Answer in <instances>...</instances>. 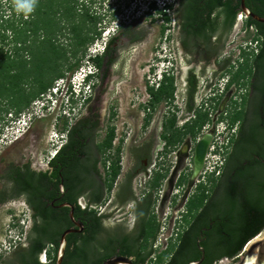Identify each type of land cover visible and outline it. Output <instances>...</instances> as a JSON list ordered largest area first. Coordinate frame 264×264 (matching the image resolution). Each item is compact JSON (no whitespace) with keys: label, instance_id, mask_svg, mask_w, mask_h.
<instances>
[{"label":"flooded vegetation","instance_id":"obj_1","mask_svg":"<svg viewBox=\"0 0 264 264\" xmlns=\"http://www.w3.org/2000/svg\"><path fill=\"white\" fill-rule=\"evenodd\" d=\"M212 1L197 0L195 2L194 11L197 17L191 28L194 29L204 22L211 23L214 28L209 39L205 40L203 37L190 34V27L185 26L186 20H184L186 1L176 0L177 7L174 8V11L177 22L173 25L174 32H170L167 34L168 37H165L170 42L173 40L170 47L171 51H169L171 54L165 55V61L168 64L167 76L173 77L174 91L172 97L159 102H163L164 111L156 121L157 129L154 128V134H146V131L142 133L141 130L148 131L150 129L153 131L151 129L155 126L153 115L159 103L152 107L153 98L149 93V88L157 89L163 77L156 80L154 63H150V61H154V58L147 59L148 55L147 60H142L139 54L146 50V47L154 52L156 46L154 41H150L134 50L135 53L130 61L133 70L132 85L135 88L139 84L136 69L144 67L146 62L149 64L147 72H144L143 75L145 84L143 92L146 95L142 97V102H138L135 106L137 113L133 117L132 124L135 129L130 136L128 133L126 135L124 133L126 131L122 128L119 132L115 122L118 116L116 110L119 100L115 94L122 91L121 87H116V84L121 77L120 74H122V67L126 59L125 51L142 40L145 33L138 30V25L131 20L128 23L125 22L122 11L126 9V4L119 6L118 3V9L110 17L111 22H113V17L119 16L116 29L113 28V32L106 38L100 52L89 53L85 58L90 72L86 80L91 86L89 93L85 95L83 102L73 97L70 105L67 106V112L62 107L64 116L54 120L53 128L56 131V140L52 143L55 147L54 156L49 157L45 164L36 167L28 160L20 163L5 161V154L0 150V169L4 170L0 173V181L6 185L4 190H0V205L19 201V204H23L29 210L31 225L34 218L39 222L42 215L49 214L53 217L57 229H62L57 236V245L47 242L39 251L38 256L29 250V233L25 235L24 242H20L19 237L18 241L10 240L8 244L14 243V245L8 251L0 254V264H36L35 261L38 264H54L61 233L69 227L78 228L69 217L70 210H73L74 219L81 223L82 230L69 234H83L89 224L86 213L80 216L76 215L75 205H79V201L84 204L83 209L97 210L103 228L119 237L134 235L137 222L149 203L150 214L156 215V208L176 205L179 202V205L184 207L181 214V218L183 217V214L187 212L186 205L201 190L199 189L200 182L204 183L211 174L201 175L203 166L201 171L193 176L194 146L202 136L196 137V135L206 127V123L201 126L195 136L184 134L186 125L192 123L197 111H205L210 116V111L216 107L225 109L235 103V90L231 91L233 86L236 88L246 86L247 89H245V93L242 92L243 98H241V103L245 108L252 98V80L249 79L246 84H243V77H240L237 82H231L233 73L240 65L244 64V56L238 55L236 60H232L231 57L221 54L226 38L227 22H224L220 6L210 8ZM238 1L240 8V0ZM244 2L246 7L250 9L246 0ZM100 3L103 2L99 1L98 4ZM91 11L92 9L89 12ZM251 11L253 12V10ZM240 14H242L241 8L237 13L234 27L238 18L241 26L243 16ZM107 15L109 16V13ZM106 25L107 23L101 28L100 36L93 35L96 40L101 38L106 30ZM165 30L170 31V28L166 27ZM87 48L90 49L88 46ZM242 49L247 51L249 47L243 46ZM97 56L102 57L100 65L96 62ZM179 111L181 113L178 115ZM183 114L186 117L181 122L178 117ZM226 115L227 118L224 119L228 121V126L232 127L233 124L230 123L231 114ZM172 116L175 117L173 126L175 132L171 129L165 132L164 126ZM208 121L207 119L206 122ZM29 128L28 125L23 130L22 135L28 134ZM178 131L180 132L178 133ZM111 132L113 133L111 146H108ZM235 132L224 149V160L231 151ZM23 137L24 135L21 138L16 137L12 143L17 144ZM211 143L212 134L204 163L210 152ZM188 153H190L189 161L187 160ZM118 156L120 157L121 169L112 185H109L112 164ZM223 164L224 162L221 165ZM15 173L16 175H14ZM27 173L29 177H26ZM200 175L201 178H197ZM220 175L221 173H218L217 169L215 176L219 177ZM14 177L18 181H16L17 185L19 184L18 188L23 187L17 192L14 191V181L16 180ZM28 179L31 184L43 188L35 203V206L39 207L38 210L29 203V197L24 190V182ZM190 182H193L191 187H189ZM75 190L80 192L76 202L71 199ZM205 192L209 194L208 197L216 196L217 188H209ZM11 206L15 207L16 205L11 204ZM19 211L24 215L23 210ZM20 217V223H15L14 227H21L22 216L20 215ZM156 220L158 221L157 216ZM179 224L175 232L162 233L159 232V227L155 233L156 239L151 243L153 252L140 264H156L158 255L164 253L163 251L167 249L170 243L178 242V235L183 236L185 234L182 229L183 220H180ZM204 229L206 227L202 228L196 242L200 252L203 249L200 247V243L205 240ZM146 234L152 236L154 232L148 231ZM68 235H66V248L61 264H71L66 258ZM159 236L164 239V246L161 250L156 249ZM113 255L127 256L120 253V248H116ZM127 257L135 264L134 256ZM169 257L170 254L167 255L166 259Z\"/></svg>","mask_w":264,"mask_h":264},{"label":"trees","instance_id":"obj_2","mask_svg":"<svg viewBox=\"0 0 264 264\" xmlns=\"http://www.w3.org/2000/svg\"><path fill=\"white\" fill-rule=\"evenodd\" d=\"M8 1L10 9L0 15V102L7 105L1 109L0 104V115L3 114L2 119L5 121L8 112V119L19 116L36 98L42 97L50 89L53 81L63 78L65 69L73 68L70 64L63 69L70 58L77 57L79 62L85 57L88 44L95 39L93 35L100 36L101 28L104 27L102 23L106 24L103 17L106 16L109 23L116 11L105 9L104 13L99 14L89 12L91 7L86 3L91 6L94 0H81L80 3L77 0H28V4H24V0ZM99 1L104 3V0ZM185 1V26L190 27V34L208 40L214 31L213 25L204 22L191 28L197 17L194 11L197 0ZM114 3L118 4L117 1ZM246 3L253 12L264 16V0H246ZM108 4L113 6L111 2ZM78 5L81 9L77 11ZM216 6L221 7L224 22H227V37L236 22L239 1L213 0L210 8ZM172 9L173 5H166L165 9L151 5V11H156L165 22L169 21L167 10ZM146 13L151 14L150 11ZM47 24H51L50 29ZM243 28L250 45L252 41L255 44L248 46L247 51L241 50L244 64L233 73L231 82H237L240 77L252 80V98L246 108L242 105L230 117V123H237L236 132L230 153L223 159L224 164L218 167L221 175L217 177L212 172L205 184L200 182L201 190L186 205L187 212L182 217L185 234H179L178 242L170 243L164 253L158 255L156 264H187L198 260L201 252L196 242L203 227L206 229L205 240L200 243L204 249L202 264H216L223 258L236 261L247 241L264 229V23L245 17ZM249 28L254 29L253 35ZM164 30L165 24H162ZM63 33L69 40L65 46L58 43ZM38 54L42 57L39 58ZM95 59L100 65L102 57L97 56ZM167 75V72H163V79L157 89L149 88L153 98L152 107L173 95V77ZM207 119V112L197 111L192 123L186 125L184 134L195 136ZM174 121V116L167 120L165 132L168 129L175 132ZM112 132L108 146H111ZM119 161L118 156L112 164L109 185L120 172ZM16 181L15 192L23 189L22 186L18 188ZM24 187L29 203L38 210L35 203L43 188L31 184L29 179L24 182ZM209 188H217V195L208 197L205 190ZM79 195L80 192L75 190L71 199L76 202ZM75 211L79 216L86 213L89 224L83 234L68 235L66 258L71 264H101L115 253L116 248H120L121 254L134 256L135 264H140L153 252L151 243L156 239L159 224L156 215L150 214V203L131 236L119 237L109 233L103 228L95 209L88 211L76 204ZM61 230L57 229L49 214L42 215L39 222L34 218L29 230L30 252L38 256L47 242L56 246ZM148 231L154 232V235L146 234ZM169 254V259H166ZM35 263L38 264L37 261Z\"/></svg>","mask_w":264,"mask_h":264},{"label":"rangeland","instance_id":"obj_3","mask_svg":"<svg viewBox=\"0 0 264 264\" xmlns=\"http://www.w3.org/2000/svg\"><path fill=\"white\" fill-rule=\"evenodd\" d=\"M79 3L81 0H77ZM99 0H94L92 5L90 6L89 3H86L88 7H91L93 12H97L98 14L101 12L103 13L104 10H116L118 9V4L114 3V1H117L120 4L125 5L126 9H123V16L125 17V22H133L134 24H137L138 30H141L145 33V37L140 40L138 43L130 46L125 51L126 59L124 62V65L122 67V74H120V78L118 79V83L116 84V87H121V92L116 93L115 95L119 97V100L117 101V117H116V125L118 128V131L120 132L121 128L125 130L124 132L126 135L133 134V120L136 112L135 106L138 102H142V97L146 95L143 91L145 90V84L143 82V75L144 72H147L148 64L149 62H146L144 64V67L136 69L137 72V79L139 81L138 87L135 88V86L132 85L133 82V70L131 68V57L133 58L134 50H136L139 47H142L145 43H148L150 41H154L156 49L154 52H152L149 47H146V50L141 51L139 56H141L142 60H147L149 58H154V61H150L151 64L154 63L155 68V74H158L161 69H163L165 62H162L163 58H165V55L171 54L169 51L172 41H168L165 37L173 33V25L176 24L177 20L175 19V11L174 8L176 6L173 5V9L168 12L169 21L165 22L161 18L160 15L157 14L156 11H152L151 14L145 13V5L142 3H139L138 0H104V3L98 4ZM89 2V1H88ZM111 2L113 6H110L108 3ZM23 3L28 4V0H24ZM9 8V1L8 0H0V15L7 13V10ZM80 8V5L77 6L76 10L78 11ZM44 16V15H42ZM242 22L241 26L239 23H236V26L231 29L227 37L225 38V43L222 48L221 54L224 56L231 57L232 60H236V57L240 55L241 48L243 46H254L255 42L252 41L251 45L249 43L250 39L246 38V33L243 28V19L245 18L242 14ZM27 18V17H26ZM30 16L28 17V19ZM44 18V17H43ZM119 18V16H117ZM117 18L115 17L113 22L110 24L107 23L106 16L103 17L105 22L107 23L105 27V31L102 34L101 38L98 40H94L91 44H88L86 53L89 54L92 52L93 54L100 52L103 46L104 41L106 38L109 37V35L113 32L114 29H116L117 25ZM119 20V19H118ZM240 21V20H239ZM238 21V22H239ZM162 24H165V28L169 27L170 31L164 30L162 31ZM238 24V25H237ZM99 27V25H97ZM102 26H104V23H102ZM48 29L51 28V24H47ZM81 27V25H80ZM114 28V29H113ZM108 29V30H107ZM250 34H254V29L249 28ZM65 33H68L64 31ZM85 35V33H83ZM58 43H62L64 46L68 44V37L66 35H61L60 39H58ZM149 55V57L146 59V57ZM35 56V54H34ZM83 56L81 60L78 62L77 57H72L69 59L67 63L63 66V69H65L66 66H69L70 64L73 65V68L71 69H65L64 73V81L68 80L69 76L74 73L75 70L82 68L84 65V60L86 58ZM38 57L41 58L42 55L38 54ZM35 59V57H34ZM38 61V60H36ZM42 61V60H41ZM78 62V63H76ZM78 65V66H77ZM119 66V65H118ZM152 79V76L150 77ZM157 80V77H156ZM247 78H243V82L246 84ZM56 81L52 82V86L55 85ZM50 87V88H51ZM246 86H241L240 88L232 87L231 91H234L235 97V103H232L230 107H227L225 109L217 108L210 111V116L208 115V122H206V127L196 135V137H200L201 135L210 132H213L214 129L221 130L224 126H227L228 121L224 118H227L226 114H233L234 111L239 110L242 108V101L241 98H243L242 92L245 93ZM49 90H46L44 95L42 97L35 99V104L32 102L26 109H24L25 112L29 111L30 113H38L39 116L33 117L30 114L32 118L30 120H26V118H22L19 116L12 117V119H8L9 112L5 115L7 118V121L3 118V114H1L0 119V150L5 154V161H16L18 163L22 161L28 160L31 162L33 166L38 167L39 165L45 164L47 159L50 157V154L54 151L55 147L52 145V143L56 140V134L55 130L53 128L54 120L57 118H61L64 116V111H68L66 106H64V111L61 109H58L57 106H51L47 107L46 109L42 110L41 112H38L40 110V107L43 103H45V97L46 94L49 93ZM1 109L6 108L7 105L5 102H0ZM221 107V106H220ZM77 110V109H76ZM5 111V109L3 110ZM164 107L163 102L158 104V108L156 109L153 120L155 126L147 130H141L142 133L146 131V134H154V128L157 129V120L163 114ZM226 112V113H225ZM181 112H178V115ZM58 115V116H57ZM66 116V115H65ZM223 116V117H221ZM11 117V116H10ZM185 114H183L181 117H178L181 122L185 119ZM141 118V117H140ZM139 118V120H140ZM223 118V119H222ZM24 119V121H22ZM123 123V125H121ZM30 126L28 129V134H23L24 137L22 140H20L17 144H13L16 139V137L21 138L23 135V130L27 128V126ZM235 125L234 123L232 125L234 132H235ZM152 126V124H151ZM150 130V131H149ZM128 133V134H127ZM22 135V136H21ZM19 140V139H18ZM193 143V142H192ZM191 143V144H192ZM187 160H190V153L187 155ZM216 157H210L209 161L210 164H208V169L211 168L213 165V162L216 161ZM221 166V165H220ZM4 172V170L0 169V173ZM217 172H215V175ZM202 175V174H201ZM201 175L197 178H201ZM196 179V178H195ZM193 180V182L195 181ZM201 180V179H200ZM193 182L189 183V187L193 186ZM196 183H198L196 181ZM5 183L0 181V190H4ZM139 187V186H138ZM19 201H11V203H7L5 205H0V254L4 251H8L9 248H11L14 243L8 244L10 240L18 241V237L20 242H24V237L27 233H29L30 227H31V218L29 214V210L23 205L19 204ZM11 204L16 205L15 207L11 206ZM160 206V205H159ZM158 206V207H159ZM156 208V216L158 219L159 224V232H167L173 231L175 232L176 228L179 227V222L182 220L181 214L183 213L184 207L182 205H179V202L175 205H168L166 207H160ZM23 210L24 215L21 211ZM100 209L98 208V211ZM158 210V211H157ZM20 215L22 216V222L21 227H14L15 223H18L21 219ZM20 223V222H19ZM164 239L162 236H159L157 239V250H161L164 246ZM242 252V251H241ZM240 252V253H241ZM239 253V254H240ZM234 261H221V263L216 264H229L233 263Z\"/></svg>","mask_w":264,"mask_h":264},{"label":"water","instance_id":"obj_4","mask_svg":"<svg viewBox=\"0 0 264 264\" xmlns=\"http://www.w3.org/2000/svg\"><path fill=\"white\" fill-rule=\"evenodd\" d=\"M240 8L241 13L245 17H251L253 20L257 22L264 23V16H259L258 14L252 12L245 5L244 0H240ZM211 140V134L205 133L203 134L196 142L194 146V154H193V172L195 168H199L200 171L204 166V158L207 151L208 144ZM199 171V172H200ZM69 217L78 226V228L69 227L65 229L59 238L57 257L54 264H61L63 255L66 248V235L73 232H80L82 230V225L78 221L74 219L73 210L71 209L69 212ZM201 257L198 260H194L189 262L188 264H201L204 259V250L201 249ZM228 258H223L219 260L221 261H229ZM101 264H134L132 260L123 255H112L104 260ZM229 264H264V229L261 230L257 235L247 241L243 250L240 254H238L237 260L233 263Z\"/></svg>","mask_w":264,"mask_h":264},{"label":"built area","instance_id":"obj_5","mask_svg":"<svg viewBox=\"0 0 264 264\" xmlns=\"http://www.w3.org/2000/svg\"><path fill=\"white\" fill-rule=\"evenodd\" d=\"M163 5V3L161 2V6ZM170 10H167V13ZM242 15V14H240ZM245 17V16H244ZM91 54H93L92 52H90ZM166 64L164 65L162 71H160L158 74H156L157 80L160 79V77H162V73L163 71L167 72L168 69V64L167 61L165 62ZM85 75V69L84 68H79L77 70L74 71V73H72L69 76V80H72V82L74 83L72 86V90H70V92L67 93V85H66V81H64V79L60 78L56 81L55 85L52 86L50 88V91L54 92L57 88L58 85H62L63 87V95L64 97V104L67 108V106L70 105V101L71 99L76 98L77 100H79L80 102H83V99L85 97V95H87V93H89L90 91V84L86 83L83 87V91H81V87L79 86V83H77L76 81H79L80 79H82ZM221 90V89H220ZM222 91V90H221ZM70 94V95H69ZM55 101V100H54ZM33 103L35 104L36 102L33 101ZM34 112V111H33ZM30 113L29 111L25 112L23 111L20 114V117L22 118H26L25 119V123L26 120H30L32 117L29 116L30 114H37V116H39L38 113ZM38 112L42 113V110L40 109ZM24 121V119L22 120ZM212 134V143L209 147V154L206 157L205 163H204V168L202 170V175L206 174V173H212V172H217L218 167L222 164L223 161V153H224V149L228 144L229 139L231 138V136L234 134V129L233 127H229L224 126L221 130H218L217 128L213 131V132H209ZM215 151V153H213ZM55 154V150L50 154V157L54 156ZM216 157V161L213 162V165L211 166V168L208 169V164H210L209 158L210 157ZM79 205L84 208V204L79 201ZM45 260L44 255H43V261Z\"/></svg>","mask_w":264,"mask_h":264},{"label":"clouds","instance_id":"obj_6","mask_svg":"<svg viewBox=\"0 0 264 264\" xmlns=\"http://www.w3.org/2000/svg\"><path fill=\"white\" fill-rule=\"evenodd\" d=\"M139 3L143 2V5H145V13L151 11V5L154 4L157 8L159 9H165L166 5H174L176 0H138ZM161 2L163 3V5L161 6ZM22 7H27L26 5H23ZM147 14V13H146ZM162 62H166L165 58H163ZM85 69V75L82 79H80L79 81H76L77 83H79V86L81 87V91H83V87L84 85L87 83L86 80L88 78V76L90 75L89 69H88V65L86 63V60H84V65L83 67ZM162 71V69H161ZM166 72V71H163ZM163 75V73H162ZM64 79V78H62ZM56 83V82H55ZM73 82L72 80H66V85H67V93L70 92V90H72V86H73ZM70 95V94H69ZM64 95H63V87L62 85H58V88L52 92L49 90V93L46 94L45 97V103H43L40 107L41 110L46 109L47 107H51V106H57L58 105V109L62 108L65 106L64 104ZM55 100V101H54ZM33 117H37V114H33Z\"/></svg>","mask_w":264,"mask_h":264},{"label":"bare ground","instance_id":"obj_7","mask_svg":"<svg viewBox=\"0 0 264 264\" xmlns=\"http://www.w3.org/2000/svg\"><path fill=\"white\" fill-rule=\"evenodd\" d=\"M237 21H239V18H238ZM237 23H239V22H237ZM237 25H238V24H237ZM210 134H211V133H210ZM199 171H200L199 168H195V170H194V172H193V176H195Z\"/></svg>","mask_w":264,"mask_h":264}]
</instances>
